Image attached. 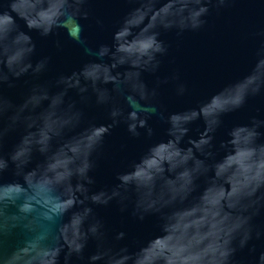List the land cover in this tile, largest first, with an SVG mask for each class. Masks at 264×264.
<instances>
[{"label":"water","instance_id":"95a60500","mask_svg":"<svg viewBox=\"0 0 264 264\" xmlns=\"http://www.w3.org/2000/svg\"><path fill=\"white\" fill-rule=\"evenodd\" d=\"M0 264H264V0H0Z\"/></svg>","mask_w":264,"mask_h":264}]
</instances>
